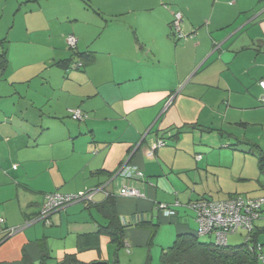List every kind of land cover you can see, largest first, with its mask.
Returning a JSON list of instances; mask_svg holds the SVG:
<instances>
[{
    "label": "crops",
    "instance_id": "crops-1",
    "mask_svg": "<svg viewBox=\"0 0 264 264\" xmlns=\"http://www.w3.org/2000/svg\"><path fill=\"white\" fill-rule=\"evenodd\" d=\"M17 1L29 22L21 42L11 38L10 91L0 92V264H151L177 235L197 233L184 204L207 199L210 175L233 163L216 148L184 150L182 133L264 150V0ZM178 11L187 39L174 35ZM13 45L39 63L15 66ZM54 192L94 194L37 220Z\"/></svg>",
    "mask_w": 264,
    "mask_h": 264
},
{
    "label": "rangeland",
    "instance_id": "rangeland-1",
    "mask_svg": "<svg viewBox=\"0 0 264 264\" xmlns=\"http://www.w3.org/2000/svg\"><path fill=\"white\" fill-rule=\"evenodd\" d=\"M20 3L17 1L14 5L13 0H0V92H8L10 91V72L12 68V63L10 62V42L12 43L11 38H17L16 42H21V33L16 32V29L19 27V30L22 31L23 26L29 22L27 20V14L24 15V9H20ZM14 46V45H13ZM26 47V46H25ZM17 48V49H16ZM23 46H14L13 47V60L15 66H20V64H24L25 61L31 60V59H22L18 53L23 55L22 49ZM30 48V46H28ZM17 50V51H16ZM5 51V59L7 60L5 63H2L1 54ZM15 51V52H14ZM71 51V50H70ZM17 52V53H16ZM42 54V50L40 52V55ZM31 56L33 59L31 60L33 64L39 63V53L35 52L34 50L31 53ZM13 64V65H14ZM5 75H3L4 72ZM38 77V76H37ZM40 82L37 80H34L33 85H38ZM27 84H16V89L21 90L24 92L26 89ZM2 89V90H1ZM10 102V101H9ZM183 139H185V136H187L186 140L181 144L182 148L187 151H191L192 148L195 147V150L198 148L204 147V150L199 149V152H207L209 150H213L214 148L218 150H213L214 153H216V156L218 159H222L223 156L229 157V161H233L232 165L229 166L228 170H224L223 168H220L218 173L217 180L215 179V176L210 175L211 180L208 182L206 181V188L211 187V191H206L207 198L218 199L219 196H226L224 194L220 195L222 192H231L235 194H240L246 198H254L257 196L264 195V174L260 172L259 169V157L258 152H248L246 151H235L231 150L233 152H227L230 150H226L221 148V144L219 145L218 141H212V137H215L214 133L210 135L208 134H202V132H183ZM203 135L204 138L203 139ZM193 137H195L196 144H193ZM237 145V142H234ZM205 144V145H204ZM196 145V146H195ZM244 145H242L243 147ZM246 147V146H245ZM243 147V148H245ZM247 148V147H246ZM248 152V153H247ZM223 157V159H226ZM226 161V160H225ZM214 179L217 181L218 189L214 188ZM211 185V186H208ZM223 185L224 189L222 190L219 186ZM258 198V197H257ZM192 211V210H190ZM191 213V212H190ZM195 214V212H193ZM258 220V219H257ZM255 220V224L256 221ZM260 243L262 244V248L264 251V232H262L259 235ZM247 239L246 234L244 231H239L236 233H231L228 237V244L229 245H236L243 243ZM175 239H173L174 241ZM200 240L204 242H215V236L213 235H200ZM172 241V243H173ZM156 250V248H155ZM125 250H123L122 253H124ZM160 252L155 254L154 259L150 261L151 264H162L160 260ZM260 264H264L263 260H260Z\"/></svg>",
    "mask_w": 264,
    "mask_h": 264
},
{
    "label": "built area",
    "instance_id": "built-area-1",
    "mask_svg": "<svg viewBox=\"0 0 264 264\" xmlns=\"http://www.w3.org/2000/svg\"><path fill=\"white\" fill-rule=\"evenodd\" d=\"M183 14L176 12L174 14L173 28L174 35L177 39H187L188 34L182 30ZM77 38L74 35L68 36V43L70 47L75 48L77 45ZM82 64L79 63V66ZM264 89V81L260 82ZM264 102V95L261 98ZM71 116L74 119H83L85 114L81 109H70ZM166 144L164 139H159L156 147ZM151 151L150 154H153ZM200 158V155L198 156ZM134 173L133 175H138ZM125 195L137 196L139 191L134 187H126L123 192ZM94 192L85 194H63V193H49L46 195L45 201L41 207L37 220L49 221L50 215L67 205L83 200H90ZM176 206L182 205L176 202ZM184 206L195 212L196 220L199 228L198 235H213L218 244H226L228 236L235 233L239 229H244L251 232L254 228L255 220L261 216V210L264 207V196L258 198H246L244 196H233L224 200H215L211 198L191 201ZM162 211L169 215H175L177 212L170 206L161 205Z\"/></svg>",
    "mask_w": 264,
    "mask_h": 264
},
{
    "label": "trees",
    "instance_id": "trees-1",
    "mask_svg": "<svg viewBox=\"0 0 264 264\" xmlns=\"http://www.w3.org/2000/svg\"><path fill=\"white\" fill-rule=\"evenodd\" d=\"M72 48V47H71ZM76 48V47H75ZM80 54V53H77ZM83 54L81 53L80 56ZM91 55V54H90ZM89 54L87 56H90ZM5 51L2 53V63H5ZM83 62L78 61L76 64ZM75 64V65H76ZM81 67V66H78ZM181 133V132H180ZM250 152H258L259 157V169L264 174V150L258 145H253L250 148ZM240 196V195H234ZM233 197V196H232ZM108 200V206L110 211L113 208L112 201ZM264 207L261 210V215ZM261 217V216H260ZM259 217V218H260ZM116 216L113 215L111 223L107 226L108 232L113 241L117 242L121 247L123 244L122 228L114 227V221ZM244 231L247 239L240 244L229 245L218 244L215 242H204L200 240V235L197 233H186L177 235L173 244L163 249L160 254V260L162 264H260V260L264 261V251L262 244L260 243L259 235L264 232V227L257 230L255 222L254 228L251 232L239 229L236 232ZM235 232V233H236ZM230 235V234H229ZM229 237V236H228ZM42 264H47L45 261ZM71 264V263H67ZM72 264H85L77 263L74 259ZM97 264V263H90ZM149 264V261L146 263Z\"/></svg>",
    "mask_w": 264,
    "mask_h": 264
},
{
    "label": "water",
    "instance_id": "water-1",
    "mask_svg": "<svg viewBox=\"0 0 264 264\" xmlns=\"http://www.w3.org/2000/svg\"><path fill=\"white\" fill-rule=\"evenodd\" d=\"M61 264H64V263H61Z\"/></svg>",
    "mask_w": 264,
    "mask_h": 264
}]
</instances>
